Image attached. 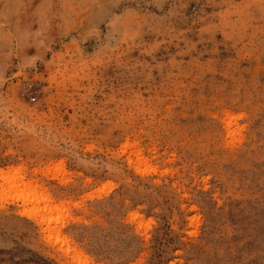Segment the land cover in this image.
I'll list each match as a JSON object with an SVG mask.
<instances>
[{
  "label": "rangeland",
  "instance_id": "374dc122",
  "mask_svg": "<svg viewBox=\"0 0 264 264\" xmlns=\"http://www.w3.org/2000/svg\"><path fill=\"white\" fill-rule=\"evenodd\" d=\"M0 264H264V0H0Z\"/></svg>",
  "mask_w": 264,
  "mask_h": 264
}]
</instances>
